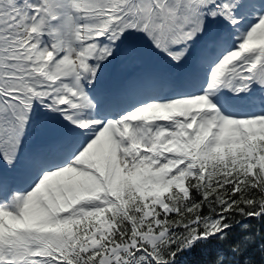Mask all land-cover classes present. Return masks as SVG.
I'll use <instances>...</instances> for the list:
<instances>
[{
  "label": "snow or ice",
  "instance_id": "obj_1",
  "mask_svg": "<svg viewBox=\"0 0 264 264\" xmlns=\"http://www.w3.org/2000/svg\"><path fill=\"white\" fill-rule=\"evenodd\" d=\"M0 264H264V0H0Z\"/></svg>",
  "mask_w": 264,
  "mask_h": 264
}]
</instances>
